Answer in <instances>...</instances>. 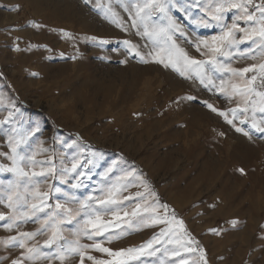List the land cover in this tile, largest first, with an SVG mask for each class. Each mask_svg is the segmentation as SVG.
I'll list each match as a JSON object with an SVG mask.
<instances>
[{
    "label": "rangeland",
    "instance_id": "1",
    "mask_svg": "<svg viewBox=\"0 0 264 264\" xmlns=\"http://www.w3.org/2000/svg\"><path fill=\"white\" fill-rule=\"evenodd\" d=\"M185 6L190 14L181 10ZM108 7L127 26L121 0H99V4L97 0H0V120L12 113L9 123L0 125V152L9 151L8 135L14 127L30 132L31 147L48 149L45 155L54 156L57 165L61 160H79L85 187L73 189L78 181L64 184L49 178L64 194L77 197L95 195L121 177L135 178L137 185L141 178L147 180L201 242L209 264H264V139L253 132L248 140L208 109L205 100L219 108L232 105L198 81L157 64H141L123 41L141 46L144 41L135 29L117 27L106 16ZM171 15L184 33L177 31V43L203 59L189 42L218 35L219 26L197 23L205 14L192 6V0H183ZM231 19L229 13L226 22ZM258 62L260 56L255 61L236 60L232 66ZM221 131L226 135L220 136ZM0 161L7 163L4 157ZM126 173L132 175L125 177ZM10 178L0 174V180ZM143 190L132 186L123 195ZM52 195L51 203L56 196L63 202V195ZM0 211L8 209L0 205ZM37 227L28 223L21 230ZM71 227L65 225L68 240L74 239L67 230ZM155 231L143 228L105 246H138ZM15 234L16 230L0 227V239ZM45 239L47 235L38 236L30 243L43 245ZM21 251L0 244V264H11ZM143 259L146 264L156 261V257ZM162 259L165 264H178L175 257Z\"/></svg>",
    "mask_w": 264,
    "mask_h": 264
},
{
    "label": "snow or ice",
    "instance_id": "2",
    "mask_svg": "<svg viewBox=\"0 0 264 264\" xmlns=\"http://www.w3.org/2000/svg\"><path fill=\"white\" fill-rule=\"evenodd\" d=\"M182 3L183 0H121V6L128 14L127 26L111 7L105 11L117 27L124 31L135 29V35L144 41L143 46L131 40L123 41L141 64H157L185 79L198 81L205 90L232 105L219 108L205 100L203 103L208 109L248 140L253 139V132L264 139V0H192V6L201 8L205 14L197 23L220 28L218 35L189 42L203 59H197L177 43L176 33L180 30L171 12ZM181 10L189 12V7ZM229 13H232L230 23L226 22ZM63 34L71 36L67 32ZM180 35L184 33L180 31ZM245 43L246 49L241 47ZM257 56L261 57V62L232 66L236 60L255 61ZM122 62L127 63V60ZM11 116L9 113L8 118L0 120V125L9 123ZM218 134L226 135L223 131ZM30 135V132L11 128L9 151L0 152V157L7 161H0V174L11 177L0 180V205L8 209L7 212L0 211V227L8 232L16 230L15 235L0 239V244L22 250L11 264L41 259L48 260L49 264L52 261L60 264L68 261L73 264H146L145 257H156L153 264H165L162 257L167 256L178 258V264H209L201 242L177 216L176 210L160 200L147 180L141 178L137 185L135 178L121 177L99 189L95 195L64 194L60 187L49 183V178L64 184L76 180L78 182L71 186L80 189L86 186L80 179L86 175L80 170L83 165L75 158L70 162L61 160L57 165L54 156L45 155L48 149L37 151L31 147ZM38 155H44V158L37 159ZM239 171L243 173L244 169ZM131 175L126 173L125 177ZM44 185H47L46 190ZM132 186L144 190L123 195ZM53 193L63 195V202L56 196L55 203H51ZM73 204L77 207L70 206ZM28 223L39 227L33 231L21 230ZM231 223L235 225L237 221ZM65 225H72L67 230L74 239L68 240L64 236ZM143 228L157 231L138 246H105ZM209 231L218 234L216 229ZM42 235H47L43 245L38 241L30 243ZM93 252L104 255L97 256Z\"/></svg>",
    "mask_w": 264,
    "mask_h": 264
}]
</instances>
